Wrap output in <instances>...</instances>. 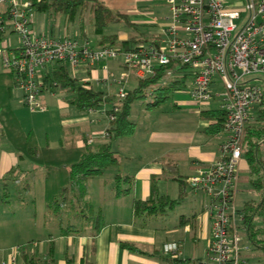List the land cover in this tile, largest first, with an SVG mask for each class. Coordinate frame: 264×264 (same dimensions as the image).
<instances>
[{
  "label": "crops",
  "instance_id": "0c3cea01",
  "mask_svg": "<svg viewBox=\"0 0 264 264\" xmlns=\"http://www.w3.org/2000/svg\"><path fill=\"white\" fill-rule=\"evenodd\" d=\"M121 3L112 9L125 14L132 25L119 22L126 27L118 33L105 34L115 33L118 40L134 36L136 40L132 42V45L149 42L159 36L161 26L169 17V7L165 0H123ZM4 9L5 5H0V11ZM46 16L52 24L48 23L43 31L36 29L33 16L31 26L36 32L56 39L64 37L75 38L79 41L87 39L92 48L102 47L97 44L99 35L93 30L90 11L84 12L81 17H76L74 20H69L63 14H57L54 17L46 14ZM76 20L77 27L70 30L68 25ZM89 23L92 25L93 36L88 35ZM10 27L8 25L0 31L1 37ZM261 45L264 47V39ZM117 59L118 57L107 58L92 66L82 65L75 72L71 71L68 63H62L66 64L70 73L81 82L89 83L94 89L113 95L118 101L119 88L122 87L126 94L128 90L137 86V77L132 70L125 73L122 59H119L120 61ZM54 65V63L50 64L46 68H54ZM176 73L178 74L174 78L184 80V86L172 91L155 107H147L146 103H138L140 113L143 114L142 118L132 119V110L138 99L132 102L128 119L134 123L133 133L118 136L110 141L112 150L118 155V164L107 167L102 175L87 181L85 200L93 207V212L90 214L92 217L100 214L101 226L98 232H93L91 226L93 221H87L86 230L83 233L59 235L57 222L56 231L28 237V244L22 249L8 248L7 244H0V264H27L23 254L35 248L38 249L40 256L48 257L51 242L54 245L55 264H66L67 258L72 259L71 264H193L196 259L203 257L212 226V218L205 213L208 196L204 192H202L203 199L198 209L193 208L190 212L177 215L179 225L183 227L184 233L189 236L194 245H197L200 240L205 242L199 254L196 253L195 248L192 256L191 253L185 255L183 240L158 241L156 225L160 220L163 221L168 211H171L186 196L187 183L182 185L179 180L187 181V178L198 169L209 167L227 139L225 130L216 135L203 132V129L212 121L200 117L201 110L220 108L222 87L219 80L215 78L211 85L212 99L208 103L198 105L191 99L192 80L188 70L183 68L177 70ZM7 76L8 78L1 84L3 89L0 90V106L3 107L4 112L9 114L11 121L16 122L22 134L30 135L29 142L41 151L45 162H36L23 152L21 145L16 146L14 142L12 143L4 130L3 119L5 118H0V190L10 188L16 192L23 190L31 193L34 179L41 178L47 208L48 194L58 192L68 179L69 167H59V165L75 162L84 147L97 146L109 139L108 112L114 108L115 102L112 103V107L101 104L102 106L99 105L89 110H79L69 102L71 94L68 97L59 94L60 90L47 89L39 93V100L44 110L30 112L25 108L22 87L19 83L15 84L17 81L15 75L8 71ZM119 79H122L121 83L118 82ZM126 79H129L128 84ZM133 80L135 84L131 88ZM247 81L261 84L264 88V76ZM125 85L129 87L128 90V87L124 88ZM15 86L21 87L22 90H20L21 93L18 91L17 99L14 101L13 87ZM168 98H171V104L165 105ZM152 101L150 97L147 102L152 103ZM258 108L259 104L251 109L248 121L254 120ZM10 170H13V174L10 175L13 179L5 180ZM241 172H247L248 176V164L243 155L238 163V179H240ZM116 174L132 177L133 183L129 193L116 194L114 187ZM153 178H156L154 189L156 195H167L170 199L178 200L172 207L166 208L162 215L136 217L133 214V200L137 198L145 200L150 197ZM251 189L259 199L258 193L252 187ZM182 191L184 194L180 198ZM258 199L250 200L258 201ZM0 204H6V202L0 201ZM241 209L237 211V225L239 230L245 231L241 222ZM81 215L79 211L68 214L66 221L83 225L85 219ZM4 220L0 217V221ZM2 236L4 234H0V237ZM121 242L132 243L142 252L124 248ZM171 242L179 246L177 261L162 252V246ZM12 256H15L14 261H11Z\"/></svg>",
  "mask_w": 264,
  "mask_h": 264
},
{
  "label": "built area",
  "instance_id": "2783aa9c",
  "mask_svg": "<svg viewBox=\"0 0 264 264\" xmlns=\"http://www.w3.org/2000/svg\"><path fill=\"white\" fill-rule=\"evenodd\" d=\"M165 2L169 17L161 26L159 36L125 50L114 45L94 49L87 39H56L40 34L31 26L33 14L27 10L30 0H0V5H5L0 11V31L10 25L19 35V45L15 49H0L1 61L16 75L24 91V103L31 111L44 110L39 100V93L47 90L43 68L54 62H66L75 72L82 65L92 66L102 59L120 56L123 65L137 78L153 76L160 67L178 62L191 76L190 95L198 105L212 99L211 85L215 78L218 79L222 87L219 107L226 112L227 139L209 167L198 169L187 178L194 191L201 190L208 196L205 213L212 218L204 255L193 264H245L238 246L237 232L240 230L234 198L245 125L251 109L264 97L261 84L243 81L244 74L249 72L264 76V47L261 45L264 0ZM176 71L166 70L161 82L175 77ZM124 96L120 87L117 97ZM113 118V113H109V121ZM178 248L177 243H166L162 252L177 257ZM14 259L12 256L11 261Z\"/></svg>",
  "mask_w": 264,
  "mask_h": 264
},
{
  "label": "trees",
  "instance_id": "16d2710c",
  "mask_svg": "<svg viewBox=\"0 0 264 264\" xmlns=\"http://www.w3.org/2000/svg\"><path fill=\"white\" fill-rule=\"evenodd\" d=\"M28 13L44 12L48 16H56L57 14L65 15L69 20L81 17L84 12H91V22L94 32L99 35L97 44L100 46L114 45L120 46L122 49H133L137 44L132 42L136 37L130 36L125 40H118L117 34H105L104 28L112 23H124L132 25L128 17L120 13L118 10L108 7L102 0H30L27 6ZM1 40V35H0ZM53 64V63H52ZM51 64V65H52ZM54 68L48 69L43 74L44 87L51 91H65L72 96L69 102L79 110H89L97 106L111 102H115V110L111 109L109 113H113L114 118L109 122L107 128L108 138L106 141L97 146L84 147L73 163L62 164L68 166V179L64 186L58 192L50 193L47 197V212L52 214L58 222L59 235H77L83 233L87 225V221L91 222L93 232H98L100 228L98 216L92 217L93 212L91 203L85 200L87 194V181L91 178L102 175L104 169L109 166L118 164V155L112 150L110 141L118 136L130 135L134 131V123L128 117L130 115V107L134 100L146 98L148 95L153 99L152 103L146 102L147 107H155L167 98L172 91L180 89L184 86V80L169 79L166 83L161 80L168 69L182 70L185 68L178 62H171L159 68L158 72L146 78H137V86L132 90H128L124 97L118 101L113 95L94 89L89 83L81 82L74 77L66 64L62 62H54ZM52 67V66H51ZM12 72V71H11ZM14 74V72H12ZM15 75V74H14ZM16 79V75L14 76ZM17 85L18 82L16 81ZM151 90V91H150ZM9 114L4 112L0 106V118L4 120V130L8 139L16 146H22L23 152L35 160L36 162H45L42 158L41 151L29 142L30 135L21 133L16 122L11 121ZM6 116V117H5ZM200 117L205 120H211L203 132L208 135H216L224 131V121L226 112L222 109L201 110ZM264 142V97L259 103V108L253 121H247L245 125V133L243 139V156L248 164V179L250 186L258 193V201L249 200L245 202L240 213L242 215V225L245 230L246 238L250 245L256 249L264 250V229L256 227L254 219L257 216H264V159L260 155V145ZM13 170L4 179H13ZM16 179V178H15ZM115 191L117 195L129 193L133 183L132 177L128 175L116 174ZM156 178L152 179V193L148 199H134L132 208L133 214L139 216H159L162 215L166 208L172 207L178 199H170L167 195H156L154 189L156 187ZM181 184L187 183L184 179L179 180ZM125 183V184H124ZM20 190L17 192L20 200L26 197L21 195ZM184 192L180 194V198ZM0 201L8 202L6 196H0ZM79 211L85 219L83 225L67 222V216L71 213ZM89 223V222H88ZM31 242V241H30ZM121 246L137 252H142L132 243L121 242ZM48 250V257H42L38 253V249L30 252H24L23 257L27 264H55L53 257V243L51 242ZM177 261V257H173ZM72 259L67 258L66 264H71ZM83 264V263H79ZM92 264V263H87Z\"/></svg>",
  "mask_w": 264,
  "mask_h": 264
},
{
  "label": "rangeland",
  "instance_id": "374dc122",
  "mask_svg": "<svg viewBox=\"0 0 264 264\" xmlns=\"http://www.w3.org/2000/svg\"><path fill=\"white\" fill-rule=\"evenodd\" d=\"M123 0H103V2L111 8H116L121 5ZM235 1V0H230ZM33 16L35 17V25L36 29L39 31H43L46 29L47 24H52V21L47 20L46 13L44 12H34ZM59 25L61 24L58 21ZM56 28L57 24L55 23ZM61 26V25H60ZM69 29L77 27V20L68 25ZM123 24L113 23L104 28V33H112V32H120L121 29L125 28ZM89 28V36H93L92 25L88 24ZM145 32V31H144ZM19 35L17 32L13 30L12 27L6 29L2 34L0 40V49L9 48L14 49L19 45ZM121 60V57H118L117 60ZM119 60V61H120ZM124 66V65H123ZM123 70L125 73L131 72L127 67L124 66ZM8 70L3 66L1 57H0V85L3 84L4 80L8 78L7 76ZM118 76V75H117ZM258 73H245L243 77V81L253 80L254 78H258ZM128 80L126 79V83L128 84ZM132 81V80H130ZM132 87L135 84V81L131 83ZM126 86V87H125ZM124 88L128 86L125 85ZM2 85L0 90H2ZM129 87L127 88V90ZM21 87L15 86L13 87V99H17L18 91L20 92ZM23 91V90H22ZM21 93V92H20ZM59 94L70 96V93L65 91H60ZM20 96V94H19ZM171 98H168L165 101V105L171 104ZM150 100V96L148 95L144 100L138 99L137 104H135L132 110V119H140L143 114L140 113L139 104H144ZM102 105H107L112 107L111 102L103 103ZM100 105V106H102ZM27 110V106L25 107ZM30 112H33L29 110ZM53 124V123H52ZM260 155L264 159V142L260 145ZM239 178V174H238ZM88 188V185H87ZM236 188L238 192L235 194L234 198V206L238 211L241 209L243 203L250 199H258L257 194L251 189L247 172H241L240 179L237 181ZM187 194L184 199L177 203L171 211H168V214L164 217L163 221H159L157 223V240H183V252L185 255L189 253H193V249L196 250V253L199 254L200 250L204 247L205 242L200 240L197 242V245L189 239V236L184 233L183 227L179 225V219L177 217L178 214L182 212H190L191 209H198L200 204L202 203L203 193L201 190L194 191L189 183L187 182L186 186ZM21 195L27 197V201L20 200L18 198V194L13 189L7 188L4 190H0V196H6L9 201L6 204H0V217H3L5 220L0 221V234H4V236L0 237V244H7L8 248H20L22 249L28 244V237L32 236H41L45 235L48 232L56 231V223L57 219L50 215L47 212L46 208V200H45V192H44V184H42V179H34L33 181V190L31 193L26 195L25 192H21ZM30 197V198H29ZM26 202V203H25ZM3 222V223H1ZM256 227H260L264 229V216H257L254 220ZM237 237L240 239L239 241V250L241 257L245 260V264H264V250L253 248L248 242L245 231L240 230L237 232ZM264 237V236H263Z\"/></svg>",
  "mask_w": 264,
  "mask_h": 264
},
{
  "label": "bare ground",
  "instance_id": "6f19581e",
  "mask_svg": "<svg viewBox=\"0 0 264 264\" xmlns=\"http://www.w3.org/2000/svg\"><path fill=\"white\" fill-rule=\"evenodd\" d=\"M69 39H72V38H69ZM46 67H47V66H45V67L43 68V74H44L45 71L48 70Z\"/></svg>",
  "mask_w": 264,
  "mask_h": 264
}]
</instances>
